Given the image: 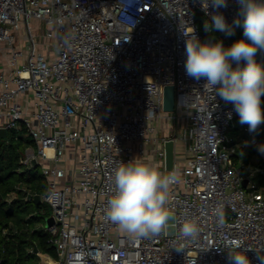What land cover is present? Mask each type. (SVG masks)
Returning a JSON list of instances; mask_svg holds the SVG:
<instances>
[{"label": "built area", "instance_id": "2783aa9c", "mask_svg": "<svg viewBox=\"0 0 264 264\" xmlns=\"http://www.w3.org/2000/svg\"><path fill=\"white\" fill-rule=\"evenodd\" d=\"M217 13L233 32L241 18L237 0L219 8L211 0L207 7L205 0H0V129H24L31 138L21 165L32 170L37 159L47 186L41 203L54 218L42 228L57 255L41 264H230V247L262 264L264 187L255 179L263 169L235 162L230 131L241 125L248 145L258 147L264 123L250 131L233 104L184 68L185 33L194 29L203 43L197 19L213 24ZM218 32L230 47L232 32ZM256 60L264 67V51ZM168 86L175 88V112L185 113L190 153L171 171L165 143L177 146L178 139H159L156 126L178 120L164 112ZM151 150L161 172L179 177L168 204L176 232L132 239L105 220L104 210L117 165L147 161ZM189 220L199 227L195 239L181 235Z\"/></svg>", "mask_w": 264, "mask_h": 264}, {"label": "clouds", "instance_id": "9594fccd", "mask_svg": "<svg viewBox=\"0 0 264 264\" xmlns=\"http://www.w3.org/2000/svg\"><path fill=\"white\" fill-rule=\"evenodd\" d=\"M211 2L214 8L226 7V0ZM237 3L242 20L238 18L234 24L242 25L246 39L225 48L222 41L201 43L192 35V29L191 33H185L189 38L184 68L186 75L194 80L206 81L205 90L219 95L225 103L233 104L240 123L255 131L264 123L261 108L264 67L256 60L258 50L264 51V0H237ZM212 20L217 30L231 34L232 29L222 14L217 13ZM211 27L207 30L211 31ZM258 150L264 154V144L259 145ZM112 181L113 192L104 210L106 221L132 239L150 238L166 228L172 216L168 207L170 190L179 181L176 172L165 174L156 165L134 157L117 165ZM198 233L195 222L189 220L182 224V237L195 239ZM228 260L230 264H251L245 251L238 248L228 249Z\"/></svg>", "mask_w": 264, "mask_h": 264}, {"label": "trees", "instance_id": "16d2710c", "mask_svg": "<svg viewBox=\"0 0 264 264\" xmlns=\"http://www.w3.org/2000/svg\"><path fill=\"white\" fill-rule=\"evenodd\" d=\"M199 19V20H198ZM203 41H216L218 30L208 20L198 17ZM242 20V17L240 18ZM208 26L211 31H208ZM246 39L243 27L234 26L231 41ZM258 56V52L256 57ZM261 106L264 99L261 98ZM23 129L19 134L10 132L7 140H0V264H39V253L56 257L55 247L50 244V235L43 225L51 212L44 204H37L35 196H42L47 189L43 175L38 168L26 170L21 165L26 150L33 147ZM264 144V135L261 136ZM258 157L257 168L264 171V154L258 147H244L234 156L235 162L241 159L246 166H252ZM264 186V176L260 177Z\"/></svg>", "mask_w": 264, "mask_h": 264}, {"label": "rangeland", "instance_id": "374dc122", "mask_svg": "<svg viewBox=\"0 0 264 264\" xmlns=\"http://www.w3.org/2000/svg\"><path fill=\"white\" fill-rule=\"evenodd\" d=\"M202 18H203L202 20H204V21L206 20V18L204 16H202ZM19 36H20L19 38L22 39V41L24 42V40L26 39L25 38L26 37V29L23 32L21 31L19 33ZM218 37H219V32H218ZM23 42L21 43V46L19 47L20 50H24V48H25ZM223 45H224V47H227L228 44L226 42H223ZM45 52H47V54L50 57H54V52H53L52 49L51 50L48 49ZM260 53H261V51L258 50V56L260 55ZM4 68H5V66L3 65V59H2L1 62H0V69L3 70ZM173 116L177 117L178 120L176 118L163 119V128L162 129H157V137L159 139H162V138L163 139H170V138L178 139L177 148H176L177 149V154H178L177 155V159H178L179 163L183 164L184 161L188 157H190V154H188V152H187V144H186V142L184 141V138H183L184 137V130L186 129L187 125H186V123H182L181 124V122H180L181 118L183 120L185 119V113L180 111V110H177L173 114ZM181 137H182V139H181ZM28 140L31 141V138L29 137ZM29 149H31V147H29L27 150H29ZM254 163L255 164L258 163V157H256L254 159ZM38 171L41 173V168H38ZM259 181H260V178H256L255 179V182L259 183ZM45 183H46V181H45ZM48 210L51 212L50 208H48Z\"/></svg>", "mask_w": 264, "mask_h": 264}, {"label": "water", "instance_id": "95a60500", "mask_svg": "<svg viewBox=\"0 0 264 264\" xmlns=\"http://www.w3.org/2000/svg\"><path fill=\"white\" fill-rule=\"evenodd\" d=\"M244 66V62H241V67ZM164 112L165 113H174L175 112V88L173 86H168L164 91ZM8 132L6 129H0V140H7ZM165 152H166V170L171 171L174 168L175 159H176V145L174 140H169L165 143ZM31 165L33 168H38L37 159H33L31 161ZM248 184V180L245 179L243 182V186L246 187ZM34 201L39 205L41 204V196H35ZM54 225V218L49 217L46 220L47 228H50ZM166 231L168 236H173L176 232V223H175V215L172 213V216L166 226ZM35 253H38V250H35Z\"/></svg>", "mask_w": 264, "mask_h": 264}, {"label": "crops", "instance_id": "0c3cea01", "mask_svg": "<svg viewBox=\"0 0 264 264\" xmlns=\"http://www.w3.org/2000/svg\"><path fill=\"white\" fill-rule=\"evenodd\" d=\"M217 41H220L219 37L214 42H217ZM225 48H227V47H225ZM261 107H264V106H261ZM180 122H181V124L182 123H185V121L183 119ZM156 126H157V129H162L163 128V120L157 121ZM240 126L241 125H238V127H236L235 129H233V130L230 131V136L234 138L235 143H236L235 144V147H234L235 155L238 154L239 150L242 149V148H244V147L251 148L248 145V143H247L248 137L246 135H244V133H242V131L240 130ZM151 148H153V147L151 146ZM176 148H177V146H176ZM176 153H177V149H176ZM188 154H190V153H188ZM177 161H178V159H177ZM147 162H150V163L156 165L160 169V171L163 170L162 169L163 168L162 163L156 159V157H155L154 153L152 152V150H151V152L149 154V157H148ZM178 163H179V161H178ZM238 163L239 164L241 163V164L245 165L242 159ZM179 164H181V163H179ZM255 165L256 164L254 163L252 166H247V167L257 168ZM260 169H262V168H260ZM263 176H264V171H263V173L259 174L258 178L263 177ZM41 255L43 257H39L38 258L39 259L38 260V263L39 264H41V262L44 261V259L46 258L45 257V254H41Z\"/></svg>", "mask_w": 264, "mask_h": 264}]
</instances>
